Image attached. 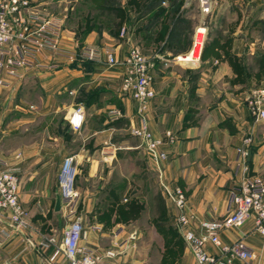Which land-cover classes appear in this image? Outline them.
I'll list each match as a JSON object with an SVG mask.
<instances>
[{
    "label": "crops",
    "instance_id": "crops-1",
    "mask_svg": "<svg viewBox=\"0 0 264 264\" xmlns=\"http://www.w3.org/2000/svg\"><path fill=\"white\" fill-rule=\"evenodd\" d=\"M162 8L155 29L150 20L141 27H127V17L122 26L126 38L119 30L93 28L83 47L77 43L76 30L66 28L59 18L63 27L59 54L39 56L41 65L22 71L20 77L8 75L0 65V157L23 170L20 198L29 222L18 231L6 213H0V264H52L64 257L55 255L54 246L44 245L51 237L60 239L67 227L62 201L60 210L56 203L60 169L68 155H75L78 165V213L87 229L82 244L119 251L100 264H196L182 234L184 227L177 222V207L163 193L144 140L133 134L142 120L134 100L122 91L125 67L106 61L107 49L120 60L125 58L127 38L155 61L148 126L157 138L174 135V141L162 147L168 157L161 168L164 181L185 192L186 212L193 216L187 228L200 234L201 221L228 214L231 192L242 176L239 148L247 136L253 138L250 175L264 179V120H256L247 103L251 91L264 83V0H218L214 26L197 66L178 58L190 51L202 19L197 2L166 0ZM178 17L192 28L179 42H171ZM142 18L147 21L150 15ZM88 45L99 48V58L81 55V48ZM79 107L83 122L75 128L70 119ZM116 112L120 115L114 116ZM105 192L113 197L108 205L118 206L116 210L124 214L132 212L134 196L143 201L151 196L149 204L157 215L164 203V226L170 224L175 236L165 240L157 235L153 240L165 245L179 239L183 248L178 257L162 260L165 253L160 254V247L157 255L138 254L127 222L109 227L97 214L103 215L99 196ZM253 228L249 220L240 228L223 229L220 236L223 242L244 240L256 251L252 264H264V237ZM154 229L159 233L157 225ZM208 249L218 251L211 243Z\"/></svg>",
    "mask_w": 264,
    "mask_h": 264
},
{
    "label": "built area",
    "instance_id": "built-area-1",
    "mask_svg": "<svg viewBox=\"0 0 264 264\" xmlns=\"http://www.w3.org/2000/svg\"><path fill=\"white\" fill-rule=\"evenodd\" d=\"M202 13L200 23L195 27L192 47L189 52L191 61L197 66L208 40L210 16L214 13L218 0H195ZM31 0H0V65L5 66L8 75L20 77L22 71H27L41 64L39 56L52 52H61L62 24L48 14L36 11ZM124 33V31H123ZM124 36V34H123ZM129 41V39H126ZM106 61L111 66L123 64L125 67L122 91L129 95L135 103L136 112L141 117L142 124L133 130V134L141 137L146 149L157 166L159 183L165 197L178 210L177 222L184 227L183 237L194 255L196 264H252L257 257L256 251L244 240L223 242L220 233L223 229L240 228L249 220L254 223V231L264 237V179L250 175L248 157L253 142L251 136L244 140V146L239 148L242 168L240 182L233 188L229 212L222 218L201 221L202 233L198 234L187 226L193 220L186 212V195L180 186H170L164 181L161 162L168 157L162 149L167 142L174 141V135L168 133V140L157 138L148 126V113L151 100L155 97L153 87L155 61L147 55L142 47L130 44L123 60H120L114 50H106ZM83 57L95 60L99 58L100 50L90 45L83 48ZM188 57V56H187ZM180 59V56L178 57ZM251 115L256 120H264V83L251 91L247 97ZM81 108H77L71 123L80 128L83 122ZM114 116H119L116 112ZM112 115V116H113ZM20 166H11L0 157V213H6L10 225L22 231L29 225L28 215L21 202ZM78 165L75 155L65 157L59 174V193L67 227L60 239L51 237L44 246L55 247V255L63 254L62 260L52 264H100L105 257H115L119 251L109 248L94 249L82 244L87 236L83 218L78 213L80 191L77 188ZM94 229L101 228L95 226ZM211 243L217 247V252L208 249Z\"/></svg>",
    "mask_w": 264,
    "mask_h": 264
},
{
    "label": "rangeland",
    "instance_id": "rangeland-1",
    "mask_svg": "<svg viewBox=\"0 0 264 264\" xmlns=\"http://www.w3.org/2000/svg\"><path fill=\"white\" fill-rule=\"evenodd\" d=\"M34 10L40 11L42 13L48 14L53 17H57V20L59 21V18L63 21V24L66 28L76 30L77 33V40L78 45H85L86 39L88 37V34L93 31V29L85 36L84 30L87 28V24L89 19L91 18L92 22L96 23L95 28H101L103 30H111L114 32L121 33V37H127L125 35V29L122 30V26L124 25V22L127 20V27L133 28L141 27L143 25H146L149 20L153 17L150 16V18L147 21H144L142 17H145V14H140L136 7H131L130 4L125 3V0H122L123 10L119 12V14H114L112 11H104L103 14H99V10L95 6V2H92V0H31ZM136 1V0H132ZM196 5V4H195ZM194 7V5L192 6ZM134 14L133 17H131V14ZM216 9L214 13L210 16L209 23L210 30L211 27L214 26V20ZM128 15V16H127ZM140 18V19H138ZM91 22V23H92ZM94 28V29H95ZM63 29V27H62ZM153 29H155V23L153 25ZM124 31V33H123ZM210 33V32H209ZM83 37V38H82ZM194 37V34H193ZM209 39V36H208ZM130 44H133L130 41H127ZM208 42V40H207ZM193 43V39H192ZM207 44V43H206ZM90 46V45H88ZM81 48V52H82ZM186 64V62H183ZM188 64V63H187ZM139 185V184H138ZM104 197V198H103ZM142 196H134L133 197V210L131 213L124 212L118 209L117 202L116 206H109L108 203L110 199H112V195L109 194V192H105V194L101 197L99 196V203L102 205L100 208L104 210L103 215L100 216V212H97L99 214L100 219L107 224L109 227L113 226L115 223H126L125 228L129 232L130 238L132 241H135L137 244V252L138 254L149 251L152 255H157V248L160 247V254L165 253L163 255L162 260H173L175 258V254L171 253V250L168 249L170 244L166 243L163 244H157L155 240H153V237L163 236L164 233L159 231L156 232L154 227L155 225L162 220L160 215H157V212L155 209H153L149 204V198L151 197H145V201L143 199H140ZM114 201V200H113ZM108 208V209H107ZM106 209V210H105ZM130 217V218H129ZM166 234V233H165ZM138 236V237H137ZM180 248H183V243L180 241L179 245H177ZM165 247V252H163V248ZM169 262V261H168Z\"/></svg>",
    "mask_w": 264,
    "mask_h": 264
},
{
    "label": "trees",
    "instance_id": "trees-1",
    "mask_svg": "<svg viewBox=\"0 0 264 264\" xmlns=\"http://www.w3.org/2000/svg\"><path fill=\"white\" fill-rule=\"evenodd\" d=\"M165 1L166 0H136V1L128 0V4H130L132 8L136 7V10L140 14H145V15L149 14L150 16H153L150 19V22L151 24H154L156 18L162 15L164 12L162 6ZM92 2H95V6L99 10V14L101 13L103 14L104 11H112V13L118 15L119 12L123 10L122 0H92ZM91 22L92 20L90 18L87 24V28L84 30L83 33L85 36L88 34V31L90 32L93 28L96 27L95 26L96 23L94 22L91 23ZM191 28L192 25L189 23V21L178 17L174 21V25L169 36L170 41L173 42L177 40L179 42L185 30H189ZM197 77H198L197 74H195L194 78L196 79ZM159 215L161 216V219L162 218L163 219L160 220L156 225L159 231L164 233L165 240H170L172 237L175 236V229L170 224L164 226L167 222V214L165 211L164 203L162 206L159 207ZM179 242L180 240L178 239L174 244H170V246L168 247V249L171 250V253L176 255L175 257H178L180 253L181 248L177 246L179 245Z\"/></svg>",
    "mask_w": 264,
    "mask_h": 264
},
{
    "label": "bare ground",
    "instance_id": "bare-ground-1",
    "mask_svg": "<svg viewBox=\"0 0 264 264\" xmlns=\"http://www.w3.org/2000/svg\"><path fill=\"white\" fill-rule=\"evenodd\" d=\"M188 56V57H187ZM187 56L186 57H182V56H180V60H183L184 62H186V63H188V64H194L192 61H191V56H190V54H187Z\"/></svg>",
    "mask_w": 264,
    "mask_h": 264
},
{
    "label": "water",
    "instance_id": "water-1",
    "mask_svg": "<svg viewBox=\"0 0 264 264\" xmlns=\"http://www.w3.org/2000/svg\"><path fill=\"white\" fill-rule=\"evenodd\" d=\"M61 209V197L60 194L57 195V203H56V210Z\"/></svg>",
    "mask_w": 264,
    "mask_h": 264
}]
</instances>
